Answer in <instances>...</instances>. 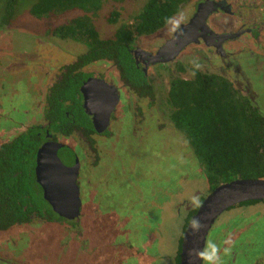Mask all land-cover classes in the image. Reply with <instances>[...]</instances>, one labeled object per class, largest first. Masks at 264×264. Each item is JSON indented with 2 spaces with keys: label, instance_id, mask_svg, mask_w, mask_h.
I'll list each match as a JSON object with an SVG mask.
<instances>
[{
  "label": "flooded vegetation",
  "instance_id": "obj_1",
  "mask_svg": "<svg viewBox=\"0 0 264 264\" xmlns=\"http://www.w3.org/2000/svg\"><path fill=\"white\" fill-rule=\"evenodd\" d=\"M2 15L0 194L11 195L7 201L20 207L18 211L5 203L4 210L0 204V264H124L118 253L153 263L165 257L157 223V232L148 233V241L155 240L151 253L132 249L126 226L137 205V220L147 218L142 199L145 177L137 167L130 169L136 170L132 173L103 160H114L128 144L142 148L150 132L172 134L178 159L188 164L176 178L180 191L169 194L173 213L183 221L182 237L196 210L192 196L202 201L215 186L206 181L199 159L171 118L169 87L177 80H195L196 75L203 80L220 77L264 117L259 104L264 87V0H184L154 31L132 37L130 28H124V37L93 45L92 50L83 39L57 33L55 26L48 29L50 17L36 20L46 26L36 32L7 28L9 17ZM123 18L98 36L110 37ZM66 43L76 49H68ZM259 150L264 157V148ZM191 182L195 188L186 190ZM147 187L155 204V193L164 190L152 181ZM203 188L208 189L205 194ZM119 190L126 194L124 200L114 198ZM67 195L76 201L72 204ZM255 202L264 201L247 200L228 208ZM39 227L47 242L40 240ZM248 227L223 225L212 238L220 246L222 264H264V245L248 253L242 244L256 243L237 240ZM21 237L34 241L22 245ZM181 237L177 261L173 256L172 262L168 259L171 264H179ZM206 237L207 233L203 248Z\"/></svg>",
  "mask_w": 264,
  "mask_h": 264
},
{
  "label": "trees",
  "instance_id": "obj_2",
  "mask_svg": "<svg viewBox=\"0 0 264 264\" xmlns=\"http://www.w3.org/2000/svg\"><path fill=\"white\" fill-rule=\"evenodd\" d=\"M19 0L2 2V17L10 18L11 9ZM103 0H29L28 12L36 17L57 18L69 10H80L54 31L93 45L112 43L125 36L124 28H130L131 36L152 32L163 25L184 0H144L139 9L127 15L116 25L108 38H100L91 16L100 9ZM118 12L111 10L105 17L108 23L115 22ZM95 47V46H94ZM168 97L172 102L171 118L185 134L199 164L206 174L210 187L235 178H260L264 171V157L259 149L264 148V117L245 100H241L230 85L220 77L203 80L174 81ZM22 156V153H21ZM0 194V204L20 206L7 201ZM20 202L23 196L19 195ZM1 212V210H0ZM22 213V212H21Z\"/></svg>",
  "mask_w": 264,
  "mask_h": 264
},
{
  "label": "rangeland",
  "instance_id": "obj_3",
  "mask_svg": "<svg viewBox=\"0 0 264 264\" xmlns=\"http://www.w3.org/2000/svg\"><path fill=\"white\" fill-rule=\"evenodd\" d=\"M4 1L5 0H0V12L2 11V2L4 5ZM143 2L144 0H103L100 9L97 10L96 14L91 16L95 29L101 36L106 35L115 26V23H108L105 19L111 10H116L118 12L117 22L120 18L127 17L128 14L136 12ZM28 7L29 0H19L16 2L11 9L9 18L10 22L6 27H22L32 29L36 32L44 31L46 26L41 22L36 21H43L44 19H34V17L28 12ZM79 14H81L80 10L73 9L66 11L65 14L63 13L59 15L57 18H48V29L52 26L64 23L69 18ZM65 46L72 51L76 49V46L71 43H66ZM260 98L259 104L261 112L264 114L263 86L260 87ZM146 138V144L142 146V148L136 149L134 145L128 144L124 150L118 151L114 160H103V162L105 164L111 162V166L115 168L118 167V165H121L125 167L127 171H130L133 167H137V172L140 173L139 175L145 177L142 180L144 188L142 199L147 204V208L145 209L147 218L143 221L137 220V216L134 214V211L138 210L137 205L135 208H132L133 212L129 217L131 219L126 223V226L131 235L130 241L133 247L132 249H141L142 251H146V253H151L155 247V242H153L155 241L154 238L151 239L150 242L148 241L150 240L148 233H155L158 231L161 238L159 241L160 249L163 251L165 257L160 256L155 263L148 262L145 258H137V255H129L126 257L123 253H118L117 257L121 261H125L124 264H171L168 261L169 258L172 262L173 256H175L174 260L175 262L177 261V240L181 237V231L179 228L182 226L181 223H183V221H181L180 215L173 213V209L170 205L172 197H170L169 194L172 193L173 190L176 192L180 191L176 189V178L186 169V167H188V164L187 162L178 159L177 149L172 141V134L168 132L157 133L153 131L150 132ZM162 152L163 156L160 154ZM156 156L158 158H156ZM135 171L136 170L132 169L130 172L134 173ZM151 181L152 185L159 184L164 190L161 194L157 192L155 193L156 199L154 200V203L161 204V207L160 205L155 206V204L151 203L152 195L149 194L148 189H146ZM200 182L202 183V181ZM187 188L190 191L195 187L194 184H192V187L186 186V190ZM201 190L202 194H205L208 191L207 188ZM130 195L132 194L129 193L128 197H130ZM113 196L118 200H124L126 194L121 193L119 190V192H115ZM174 199L175 198H173V200ZM111 207L118 208L116 206ZM227 209L216 217L207 232L206 240L211 242L212 238L214 236L216 237V234H218L217 231H219L223 225H230L235 228L246 224L249 225L248 229L245 233H241L237 240L242 241L246 239L248 244L255 242L256 245H254V247H248L245 246L246 244H242L241 248L244 247L243 250H247L248 253L260 251L264 245V202L248 203L237 208ZM155 223L158 224L157 231ZM39 233L40 240L42 242H47L48 240L47 237L44 236L43 228L41 230L39 227ZM30 239L31 241L29 242V239L21 237L20 242L22 245L33 243L34 239ZM250 255L251 254H247V256Z\"/></svg>",
  "mask_w": 264,
  "mask_h": 264
},
{
  "label": "water",
  "instance_id": "obj_4",
  "mask_svg": "<svg viewBox=\"0 0 264 264\" xmlns=\"http://www.w3.org/2000/svg\"><path fill=\"white\" fill-rule=\"evenodd\" d=\"M197 14L190 20L189 25L195 20ZM189 25L183 27L187 28ZM42 187L45 184L40 182ZM44 197H46L44 195ZM73 204L76 200L74 196L67 195ZM247 200L264 201V179L260 178H235L227 182L216 185L201 201V206L196 208L189 218L181 237L179 264H201V260L194 255V250L202 249L206 233L215 218L226 208L233 204ZM74 213L76 209L70 207ZM63 213L62 210H55ZM201 221L204 227L197 233H193L189 224L193 218Z\"/></svg>",
  "mask_w": 264,
  "mask_h": 264
},
{
  "label": "clouds",
  "instance_id": "obj_5",
  "mask_svg": "<svg viewBox=\"0 0 264 264\" xmlns=\"http://www.w3.org/2000/svg\"><path fill=\"white\" fill-rule=\"evenodd\" d=\"M190 203L196 208L201 206V201L196 195L192 196ZM203 227L204 225L201 223V221L195 217L189 224V228L193 233L199 232ZM223 251L225 254H227L229 249L224 248ZM220 253V246L216 242H207L204 248L194 250V255L201 261H204L205 264H222Z\"/></svg>",
  "mask_w": 264,
  "mask_h": 264
}]
</instances>
